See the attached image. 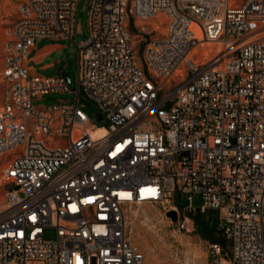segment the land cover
<instances>
[{"label": "built area", "instance_id": "built-area-1", "mask_svg": "<svg viewBox=\"0 0 264 264\" xmlns=\"http://www.w3.org/2000/svg\"><path fill=\"white\" fill-rule=\"evenodd\" d=\"M77 2L21 0L5 29L0 264H144L131 208L174 210L184 227L196 195L226 242H207L205 264H264V0H89L71 90L28 56L72 41ZM205 42L223 48L200 60ZM69 92L74 104H34Z\"/></svg>", "mask_w": 264, "mask_h": 264}, {"label": "rangeland", "instance_id": "rangeland-1", "mask_svg": "<svg viewBox=\"0 0 264 264\" xmlns=\"http://www.w3.org/2000/svg\"><path fill=\"white\" fill-rule=\"evenodd\" d=\"M21 0H0V69L2 48L6 39L5 29L16 16V6ZM88 1L78 0L74 11V36L69 43L72 42L69 49L61 56L65 61V73L71 80L69 88L74 90L77 84V52L73 42L84 40L87 37V15ZM238 2L241 0H237ZM136 42V39H134ZM211 47V45H208ZM214 51L210 52L207 59L214 55ZM204 56H201V59ZM42 75L52 76V71H41ZM2 96V88L0 84V101ZM59 101L74 104L75 93H49L43 95L40 99L35 100L34 104L39 107H45ZM88 117L89 121H93L98 126H105L106 120L102 118L97 120L99 111L97 107L90 101L80 96L76 103ZM97 127L103 130L102 127ZM3 186H0V192ZM201 199L194 196L193 205L200 209ZM182 205L186 201L181 202ZM201 217L205 222L216 228L218 226V211L214 208L200 209ZM194 214L190 215L186 225L181 227V223H176L168 218L161 206L142 204L134 206L129 211L131 240L136 247L144 255V264H205L206 262V244L212 241L207 233L197 228L194 221ZM46 238L54 237L53 229H46L43 234ZM224 241L223 245L225 246Z\"/></svg>", "mask_w": 264, "mask_h": 264}, {"label": "crops", "instance_id": "crops-1", "mask_svg": "<svg viewBox=\"0 0 264 264\" xmlns=\"http://www.w3.org/2000/svg\"><path fill=\"white\" fill-rule=\"evenodd\" d=\"M71 44L72 42L69 43L67 39L37 40L29 53L28 66L31 68L32 72L40 75H42L40 73L41 71L49 70L54 72V75L63 74L65 76V61L61 59V56L69 49Z\"/></svg>", "mask_w": 264, "mask_h": 264}, {"label": "trees", "instance_id": "trees-1", "mask_svg": "<svg viewBox=\"0 0 264 264\" xmlns=\"http://www.w3.org/2000/svg\"><path fill=\"white\" fill-rule=\"evenodd\" d=\"M98 126V125H97ZM200 209L197 208V211L194 215V221L197 226L202 232L207 233L212 239V241H219L220 243H224V238L221 236V234L217 231L216 228L209 226L205 220L204 217H201L200 215Z\"/></svg>", "mask_w": 264, "mask_h": 264}, {"label": "bare ground", "instance_id": "bare-ground-1", "mask_svg": "<svg viewBox=\"0 0 264 264\" xmlns=\"http://www.w3.org/2000/svg\"><path fill=\"white\" fill-rule=\"evenodd\" d=\"M36 43V42H35ZM202 48H204L202 51H201V55L204 56V58H207L208 54L212 51H214L215 53L220 51L223 46L220 45V43H217V42H205V43H202ZM208 45H211V47H208ZM196 51H194L195 53ZM66 79V78H65ZM67 81V80H66ZM69 84V83H68ZM101 115V114H100ZM86 131L92 136V137H98V136H101L104 132H105V129L103 130H99L97 129V127H87L86 128ZM170 211V210H169Z\"/></svg>", "mask_w": 264, "mask_h": 264}, {"label": "water", "instance_id": "water-1", "mask_svg": "<svg viewBox=\"0 0 264 264\" xmlns=\"http://www.w3.org/2000/svg\"><path fill=\"white\" fill-rule=\"evenodd\" d=\"M65 78H66L68 83H71V80L67 74H65ZM101 119H102V116L100 114H97V120L99 121ZM165 215L174 222L177 220V215H176V212L174 210H170V211L166 212Z\"/></svg>", "mask_w": 264, "mask_h": 264}]
</instances>
